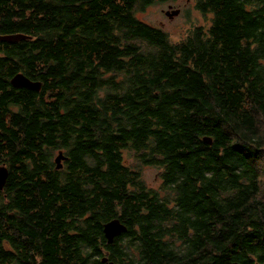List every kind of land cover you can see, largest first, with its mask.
Segmentation results:
<instances>
[{"label":"trees","instance_id":"1","mask_svg":"<svg viewBox=\"0 0 264 264\" xmlns=\"http://www.w3.org/2000/svg\"><path fill=\"white\" fill-rule=\"evenodd\" d=\"M154 1L0 0L41 83L0 84V264H264V0H195L177 42L136 17Z\"/></svg>","mask_w":264,"mask_h":264},{"label":"rangeland","instance_id":"2","mask_svg":"<svg viewBox=\"0 0 264 264\" xmlns=\"http://www.w3.org/2000/svg\"><path fill=\"white\" fill-rule=\"evenodd\" d=\"M166 12H169V14L167 15ZM135 15L140 20L161 28L167 33L171 42L182 40L193 27H208L211 19V14H202L196 9L195 0H155L144 8H136ZM57 154V150L53 151L52 160ZM124 160L126 163H132L131 165L140 171L141 177L148 188L155 191L162 198L163 196L171 198L170 193L167 194L164 186H162L157 168L140 164L136 160V156L133 157L128 152L124 153ZM262 172H264V163H262ZM105 261L114 264L113 261H107V258Z\"/></svg>","mask_w":264,"mask_h":264},{"label":"flooded vegetation","instance_id":"3","mask_svg":"<svg viewBox=\"0 0 264 264\" xmlns=\"http://www.w3.org/2000/svg\"><path fill=\"white\" fill-rule=\"evenodd\" d=\"M21 46L22 41H0V84L3 85L6 88L5 94L7 95V90L9 88H13V93L17 96L16 92H18L19 89H22L24 87L21 86H14L11 83V79L16 74H24L23 69V55H22V49L15 50L16 46ZM11 49V50H10ZM8 52H11L12 54L9 56ZM14 53H17L15 55ZM31 80V79H30ZM36 81V80H32ZM38 91V90H37ZM3 94V92L0 89V96ZM10 108V109H9ZM9 109L12 112L13 110L18 109L17 105L8 106V98L5 96L3 99L0 100V110ZM1 117V115H0ZM9 117H4V121L6 122Z\"/></svg>","mask_w":264,"mask_h":264},{"label":"water","instance_id":"4","mask_svg":"<svg viewBox=\"0 0 264 264\" xmlns=\"http://www.w3.org/2000/svg\"><path fill=\"white\" fill-rule=\"evenodd\" d=\"M167 15L169 12H166ZM28 36H25L23 34L20 35H13L12 33H6V34H0V41H16L18 39H22ZM11 83L14 86H21L33 90H39L41 83L40 81H32L28 77H26L24 74H16L12 77ZM209 143V140H207ZM62 158L61 152H58V154L55 156L54 161L57 163L56 166H61L60 159ZM7 169L5 166H0V190L2 189L5 180L7 178ZM126 230V227L119 221L117 218H113L106 222L103 226L104 235L106 236L108 242H111L114 238V236L120 234L121 232H124ZM103 261H105V258H102ZM107 264H113L112 262H107ZM235 264V263H234Z\"/></svg>","mask_w":264,"mask_h":264},{"label":"bare ground","instance_id":"5","mask_svg":"<svg viewBox=\"0 0 264 264\" xmlns=\"http://www.w3.org/2000/svg\"><path fill=\"white\" fill-rule=\"evenodd\" d=\"M13 35H20L21 33H12ZM25 38H29V37H25ZM22 39H24V38H22ZM22 39H18V40H16V41H19V40H22ZM59 152H61V151H59ZM61 154H62V152H61ZM64 159V156H63V154H62V158L60 159V164H61V162H62V160ZM55 162V161H54ZM56 162H55V167L57 168V169H59V168H61V166H62V164H61V166H59V167H57L56 166ZM113 219V218H112ZM118 219V218H117ZM124 225V224H123ZM125 226V225H124ZM126 227V226H125ZM126 230H127V228H126ZM125 230V231H126ZM124 231V232H125ZM121 233H123V232H121ZM120 233V234H121ZM119 235V234H118ZM117 236V235H116ZM116 236H114V238L116 237ZM114 238H113V240H114ZM105 239H106V241H107V243H112L113 242V240L111 241V242H108V240H107V238H106V236H105ZM102 258H105L106 259V257L105 256H103ZM102 260V259H101ZM103 261V260H102Z\"/></svg>","mask_w":264,"mask_h":264}]
</instances>
